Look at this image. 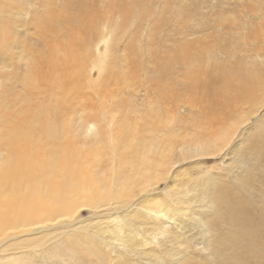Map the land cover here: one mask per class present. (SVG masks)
<instances>
[{"label": "bare ground", "instance_id": "6f19581e", "mask_svg": "<svg viewBox=\"0 0 264 264\" xmlns=\"http://www.w3.org/2000/svg\"><path fill=\"white\" fill-rule=\"evenodd\" d=\"M110 1V10L118 13L124 28L131 17L139 20L146 13L145 2L129 8L127 0H122L123 5ZM23 4V0L0 4V21L30 25L36 34L22 40L13 30L6 31L0 51V264H128L124 260L128 255L136 264L142 258L149 264L198 262L177 251L176 243L166 252L152 251L168 234L169 223L179 229L188 224L200 238L210 232L213 241L206 249L211 253L217 235L218 240L220 236L234 239L237 249L248 225L264 219L256 217L215 233L208 223L221 219L218 202L231 190L208 172L192 177L190 170L181 174L177 167L228 146L263 106L264 79L242 64H228L216 56L200 65V55L190 56L185 42V57L179 62L186 63L182 79L199 88L219 83L211 92V102L219 98L222 107L237 108L238 113L235 110L226 124L215 116L207 133L193 118V131L183 125L180 146L176 110L166 106L175 105L174 95L180 97L174 60L166 57L157 62L155 54L147 51L146 62L153 68L141 80L134 72L142 66L134 64L129 54L133 71L125 56L116 54L120 58L116 62L110 40H81L82 24L70 28L69 34L68 28L84 22V17L82 26L90 33L105 30L108 20L103 17L93 12L77 15L88 0H43L45 12L29 18L26 12H15ZM110 25L117 27L116 20L112 18ZM132 49L128 43V52ZM216 50L217 55L230 57L223 45ZM195 64L200 68H192ZM134 92H143L139 105L130 98ZM186 101L196 114L204 109L196 93L194 100L188 96ZM259 122L262 132L255 135L257 144L252 148L256 153L264 148V119ZM241 150L232 149L235 165L248 155L260 157ZM169 174L170 181L163 186L166 197L159 187ZM182 175L184 183L178 180ZM247 186L242 183L239 192ZM190 191L196 195L183 200ZM198 194L202 199L196 204ZM181 203L192 207L183 209ZM196 205L200 211L195 212ZM83 212L89 218L83 219ZM237 212L232 207L231 214ZM206 214L210 220H205ZM91 217L95 223L86 221ZM179 243L187 252L184 241ZM146 246L151 247L146 250Z\"/></svg>", "mask_w": 264, "mask_h": 264}, {"label": "rangeland", "instance_id": "374dc122", "mask_svg": "<svg viewBox=\"0 0 264 264\" xmlns=\"http://www.w3.org/2000/svg\"><path fill=\"white\" fill-rule=\"evenodd\" d=\"M8 1L0 0V4L7 3ZM29 1L23 0L24 4L21 7L15 8V12H26L28 18L32 14L41 15L45 12L43 0H36L24 9ZM109 1L88 0L87 7H84L82 12L77 13V15L82 13L83 16H86L87 13L93 12L96 17H103V20H108L105 22L106 28L104 31L90 30L92 32L90 33L88 28L82 26L86 20L84 17V22L76 23V25L68 28L69 34L72 35V29L70 28L82 24L79 26L82 28L78 34L81 40H110L114 43L111 53L116 58V62H119L120 58L117 55H120L121 57H126L128 64L131 66V71L135 68L134 64L142 66V68L134 72L137 78L141 80L148 74V69L153 68V64L146 62L148 58L147 51L153 55L155 54L157 62H163L166 57L175 61L177 74L174 78H176L175 85H179L178 93H180V97L177 94L174 95L171 99L176 102L175 105L167 103L166 106L169 107L170 105V107L172 106V110H176L177 120H179L176 126L180 129V146L184 144L182 130L185 123H187V126H190L188 130L193 131V118H197L200 131L207 133L213 128L215 116H219L223 123L226 124L229 118H231L232 113L237 109L222 107L219 98L217 101L211 102V92L219 87V83L214 82L208 84L206 88H199L191 85L189 81L182 79L181 74L185 71V66L183 65L186 63L180 64L179 62L185 57L186 49L184 45L186 43L185 47L189 46L191 49L190 56L200 55L202 60L200 65L210 62L213 56H216L222 58L228 64H242L249 72L256 73L264 79V0H127L126 7L129 8H133L131 4H136L140 1L145 2L146 13H142V17L140 16L139 20L138 18L131 17L126 28L119 25L121 23L119 20L122 19L114 9L110 10V6H108ZM112 1L123 5L122 0ZM51 8L54 9L55 6L51 5ZM112 18L117 23V27L113 29L112 25H110ZM6 31L18 33L19 38L22 40L36 37L35 31L30 25L15 23L14 20H7V22L0 21V51L5 38L3 35H5ZM128 43L133 47L131 52H128ZM148 45H150L151 50H149ZM220 45H223L229 51L230 57H223L221 54L217 55L218 51L216 49ZM128 54L134 64L131 63ZM194 67L196 69L200 68L197 64L193 65L192 68ZM174 93H176L175 89ZM195 93L201 97L202 102L205 104L204 109L199 114H196L197 110L189 107L186 101L188 96L194 100ZM130 98L139 105L140 99L143 98V92H134ZM227 99L231 102V95H227ZM236 113H238L237 110ZM263 119L264 100L258 114L246 121L247 123L245 122L241 126L243 128L238 129V134L236 133L237 135L233 136V139H231L228 146L222 152L204 158L200 157L190 163L185 162L186 165L177 167L181 174H185L190 170L192 177L208 172L225 183L226 188L231 190L224 199L218 202V205L221 203L220 207L222 210L218 213L217 217L221 219L217 223L213 222L214 224L211 221L208 223V226L215 228V233L216 231L222 232V230L230 231V227H240L242 223H250L256 217L258 221L260 216L261 219H264V155L262 156L264 148L259 153H256L258 150H252L253 146L257 144V141L255 142L254 140L255 135L262 132L259 121ZM234 146L243 149L240 152L244 155L254 153V156H256L255 154H259L260 157L254 159L248 155L245 157V160L242 159L240 160L241 162L235 165L237 157L232 152ZM169 177L170 174L159 187L164 196H166V193L163 191V186L169 183ZM178 180L180 183H184L186 178L182 175L178 177ZM248 180H250V183H248ZM242 183L248 186L245 189L243 188L242 192H239L238 188L241 187ZM194 195L196 194L190 191L186 197H183V200L191 199ZM201 199L202 195L198 194L194 201L196 204H199ZM198 206H195V212L200 211L197 208ZM180 207L190 209L192 205L181 203ZM232 207L238 208L235 216L231 214ZM254 210L256 211V215L252 213ZM208 216L210 214H206L205 220H210ZM82 218L87 219L89 215L83 212ZM94 219V217H91L86 221L95 223ZM216 225H220V227L216 228ZM165 226L168 234L165 235L160 245L152 247V251L155 253L166 252L176 243L174 248L177 251H181L183 256L188 257L192 261L199 260L195 264H264V221L248 225V229L244 231V235L238 239L237 249H234V239H228V236L223 238L220 236L218 240V235L215 236L214 240L216 243L213 253L206 249L207 242L213 241V238L210 237V232L201 236V238H204L201 239L197 233L198 230L189 228L188 224L183 225L181 229L173 223L166 224ZM180 240H183L184 244L189 247L187 252L184 246H180ZM150 247L146 246L145 249L147 250ZM215 253H218L220 257H216ZM13 255L11 253L9 258H12ZM124 260L128 264H136L134 257L130 255L126 256ZM137 264L149 263L145 258H142L137 260ZM167 264H175V262L174 260H167Z\"/></svg>", "mask_w": 264, "mask_h": 264}]
</instances>
